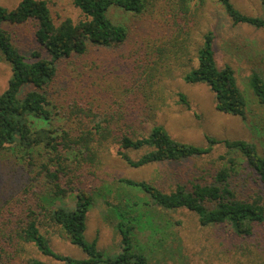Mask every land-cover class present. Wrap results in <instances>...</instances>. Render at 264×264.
Returning a JSON list of instances; mask_svg holds the SVG:
<instances>
[{
  "label": "trees",
  "instance_id": "1",
  "mask_svg": "<svg viewBox=\"0 0 264 264\" xmlns=\"http://www.w3.org/2000/svg\"><path fill=\"white\" fill-rule=\"evenodd\" d=\"M72 1L84 15L78 22L69 17L56 22L48 0H21L13 9L0 4V60L12 66L8 87L0 95V160L27 168L30 182L27 191L24 189V201L20 197L15 200L17 205L0 209V264H55L35 256L21 259L26 244L58 264H149L147 253L138 243L140 233L149 226L158 230L166 223L162 211L182 208L194 212L202 226L226 223L238 235H253L264 224V152L256 142L212 135L205 136L203 146L184 142L174 138L164 125L153 122L151 115L146 120L137 114L124 116L117 109L105 111L100 98L92 99L93 86L81 90L83 79L96 63L89 56L118 48L129 37L128 28L111 19V8L140 14L151 0ZM216 1L234 25L264 29V15L244 13L232 0ZM261 2L264 7V0ZM173 10L172 32L177 31L178 37L184 35L186 42L175 50L185 49L188 60H196V65L186 69L184 80L208 85L215 95L216 109L241 117L264 149V74L253 70L248 77L256 104L250 115L249 98L239 86L235 69L217 64L214 29L205 31L192 51L191 29L197 10L192 9L190 0H176ZM30 21L35 24L39 46L27 55L3 24ZM191 54L195 56L192 59ZM93 68L98 70L95 65ZM155 75L146 79L149 87ZM72 79L78 82L71 91L74 96L69 98L68 93L64 98L59 86ZM103 92L100 96L105 100V89ZM178 95L182 103H189L185 94ZM110 142L120 143L125 149H145L137 159L119 152L134 168L201 157L218 144L226 148V153L219 157L222 163L209 179L193 180L189 189L178 183L165 191L153 182L130 177L105 183L106 219L121 238V250L109 254L99 248L96 239L89 240L86 231L95 194H103L99 193L103 187L96 190L93 183L100 178V161ZM248 176H254L260 186L253 198L241 197L233 186L234 179ZM41 226L52 227L79 247L85 257L57 252Z\"/></svg>",
  "mask_w": 264,
  "mask_h": 264
},
{
  "label": "rangeland",
  "instance_id": "2",
  "mask_svg": "<svg viewBox=\"0 0 264 264\" xmlns=\"http://www.w3.org/2000/svg\"><path fill=\"white\" fill-rule=\"evenodd\" d=\"M20 1L0 0V4L13 9ZM175 1L151 0L147 9L140 14L125 12L113 6L109 11L111 19L124 24L129 30V37L118 48L104 49L89 56L96 63L91 65L89 76L83 79L85 86L81 90L93 86L92 99L100 98V105L105 111L117 109L124 116L137 114L139 117L145 116L146 120L151 115L153 122L164 125L174 138L181 141L203 146L206 144V135L222 139L244 138L256 142L264 152L259 138L241 117L216 109L215 95L208 85L190 84L184 80L186 69L193 63L196 65V60H188L185 49L175 50L185 42L184 35L178 37L177 31L172 32L175 28ZM48 2L56 22L68 17L74 22L84 18L72 0ZM232 2L244 13L264 15L261 0ZM190 5L194 11L197 10L191 29V50L197 49V43H200L205 31L214 29L217 64L220 67L229 64L235 69L239 86L249 98L250 114L256 104L248 87V77L253 70L264 74V29L247 24L234 25L216 0H204L203 6L201 0H190ZM3 25L11 31L14 43L23 53L29 55L38 48L33 21ZM168 48L177 53L174 54ZM191 57L194 58V54ZM94 65L98 70H94ZM70 68L71 66L68 69ZM153 74L156 75L149 87L145 81ZM11 75V64L0 60V95L8 87ZM77 83L72 79L67 85L64 82L60 84V95L65 98L69 93L68 97L72 98L74 95L71 91L75 90ZM104 89L105 94L102 96H105V100L100 96ZM179 93L186 95L188 104L180 101ZM140 122L137 120V125ZM148 128L147 126L146 131ZM120 151L137 159L145 149H125L117 142L108 144L99 165L100 178L93 183L98 187L96 190L103 187L99 192L103 194H95L94 204L88 213L86 231L87 238L96 239L99 248L109 254L121 250V238L106 219L105 183H115L120 177H130L153 182L165 191L171 190L178 183L187 185L189 189L191 181L202 177L206 180L210 178L209 174L214 173L221 165L219 157L226 153V148L218 144L210 154L201 157L187 158L181 162L154 163L141 168H134L126 163L119 154ZM253 177L234 179L233 186L241 197L253 198L260 191V186L254 182ZM28 178V169L21 164L0 160V209L16 204L15 200L20 197L25 200L24 189L26 187L27 191L30 184L27 182ZM162 212L163 219L168 221L161 224L158 230L149 226L138 238L139 245L148 255L149 264H264V224L259 225L253 235L242 236L226 223L202 226L198 216L185 208ZM41 231L50 238L51 245L57 252L78 258L85 257L79 247L71 244L52 227L41 226ZM20 255L21 259L35 256L58 264L29 244H26Z\"/></svg>",
  "mask_w": 264,
  "mask_h": 264
}]
</instances>
